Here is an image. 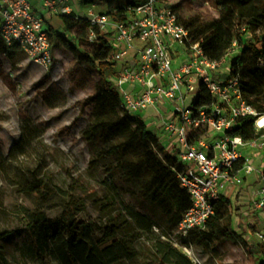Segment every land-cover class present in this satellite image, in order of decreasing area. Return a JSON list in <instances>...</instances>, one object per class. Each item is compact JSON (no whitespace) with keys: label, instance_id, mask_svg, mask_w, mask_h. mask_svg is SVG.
<instances>
[{"label":"rangeland","instance_id":"374dc122","mask_svg":"<svg viewBox=\"0 0 264 264\" xmlns=\"http://www.w3.org/2000/svg\"><path fill=\"white\" fill-rule=\"evenodd\" d=\"M130 1L143 0H92L104 12ZM165 2L178 14L204 16L205 35L215 29L227 53L251 41V33L236 31L211 0ZM58 19L56 35L68 32ZM76 39L79 49L94 47L83 32ZM54 48L53 67L45 71L23 51L0 45V162L18 145L26 163L41 162L37 184H11L0 171V264H181L171 259L179 248L170 218L146 199L138 181L110 166L114 158H98L102 142L87 137L91 109L82 102L99 85L98 75L61 38ZM239 67L247 98L263 111L264 61L249 58ZM251 159L264 167L262 157ZM126 207L153 221V230L138 228ZM205 256L209 264H257L242 240L223 241Z\"/></svg>","mask_w":264,"mask_h":264},{"label":"built area","instance_id":"2783aa9c","mask_svg":"<svg viewBox=\"0 0 264 264\" xmlns=\"http://www.w3.org/2000/svg\"><path fill=\"white\" fill-rule=\"evenodd\" d=\"M41 1L42 11H37L32 0H0L1 41L49 71L54 64L55 33L43 13L50 11L67 23L74 37L83 32L92 44L102 38L110 43L113 80L123 107L138 113L156 106L161 127L174 146L175 170L190 199L172 235L182 253L195 264H209L207 256L182 239L193 230H204L214 214V202L255 171L261 188L251 206L264 221V167L251 162L252 155L264 159V134L249 140L232 134L248 117L257 132L264 131V113L243 95L240 67L237 74L232 72V59L241 50L229 51L221 59L210 57L203 40L195 41L166 0H147L126 8L120 16L96 10L91 0ZM201 85L212 95L211 103L196 104ZM241 160L244 164L239 168ZM250 233L264 243V229L250 226Z\"/></svg>","mask_w":264,"mask_h":264},{"label":"trees","instance_id":"16d2710c","mask_svg":"<svg viewBox=\"0 0 264 264\" xmlns=\"http://www.w3.org/2000/svg\"><path fill=\"white\" fill-rule=\"evenodd\" d=\"M146 1H130L125 6L109 12L120 16L126 8L138 6ZM211 1L219 10L223 20L236 31L242 32L241 30L244 29L251 33V41L241 48V55L232 59L233 74L238 73L240 63L245 59L264 61V0ZM178 16L181 23L191 31L195 41L203 40L202 46L210 57L221 59L227 54V49L223 48V43L215 29L210 35H205L207 33L204 16L198 13L193 15L179 13ZM61 39L64 41V46L81 62L93 69L99 77V85L82 102L83 107L91 109L87 137L90 140L98 138L103 145L97 157L114 158L116 164L110 166H116L129 178L138 181L146 199L170 218L169 228L174 232L190 202L189 195L181 187L178 172L175 170L177 158L164 151L158 135L150 129L141 116L134 115L123 107L121 93L113 80L112 46L102 38L98 43L92 44L94 47L87 51L79 49L75 42L69 41L68 38ZM1 42L0 39V45ZM12 50L20 51L7 49L9 53ZM242 83L243 95L249 101L246 90L248 84L244 80ZM211 102L212 95L204 85H201L196 104L204 105ZM257 110L264 113V110L258 108ZM232 134L249 140L261 137L264 131L257 132L253 127V118L248 117L243 119V124L236 127ZM26 156L23 145H18L12 147L9 157L0 162V171L9 183L26 185L39 182L37 172L41 162L37 161L35 165H29L25 162ZM243 164L244 160H241L239 168ZM10 172L15 173V176ZM125 210L138 228L153 230L155 224L147 216L128 207ZM239 212L240 207L234 206L230 199L222 195L214 202V214L209 218L207 227L204 230L191 231L187 238L182 239V243L193 244L202 255H206L216 252L223 241H240L242 236L235 231L232 224L234 214L240 216ZM256 228L264 229V223L256 224ZM243 242L256 257L257 264H264V243L251 240ZM170 254L171 259L178 263L195 264L177 248H174Z\"/></svg>","mask_w":264,"mask_h":264},{"label":"crops","instance_id":"0c3cea01","mask_svg":"<svg viewBox=\"0 0 264 264\" xmlns=\"http://www.w3.org/2000/svg\"><path fill=\"white\" fill-rule=\"evenodd\" d=\"M32 1L34 3L36 10L42 11L41 10L42 1L41 0H32ZM73 1L74 3L80 2L79 0H73ZM97 1L98 0H95L96 3ZM95 8L98 11H102L96 7V4H95ZM43 14L45 16L47 24L54 31L55 28L59 26L58 18L61 17L52 14L50 11L44 12ZM56 34L57 33H55L54 46H57V40H59V38H63V37L69 38L71 33L65 31L62 32L61 34L58 35ZM73 41H78V40L76 39V37L73 36ZM54 55H56L55 48H54ZM137 89L138 88L136 86H130V90H137ZM138 114L147 122L150 129L153 130L158 135L160 140V145L164 149V151L171 155H174V153H172L174 146L170 141L169 137L167 136V134L163 131L161 127L162 122L158 117L159 116L158 108L156 106L151 105L145 110L138 112ZM259 156L262 157V155ZM251 162L255 167H261V164H258L257 159H251ZM260 188H261V181L258 172L255 171L250 174L244 175V183L242 185L233 186L230 189L228 188L224 192V196L230 199L233 202L234 206L240 207L239 213L241 215L239 216L237 213H235L233 216L232 224L235 231L242 236L241 238L242 241L251 240L257 242V239H255L254 235L250 233V226L256 228V224L264 223V221L260 220L258 216L255 215L253 208L251 206V202L253 198L257 197Z\"/></svg>","mask_w":264,"mask_h":264}]
</instances>
